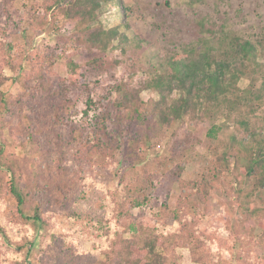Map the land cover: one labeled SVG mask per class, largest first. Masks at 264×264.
<instances>
[{
    "label": "trees",
    "instance_id": "trees-1",
    "mask_svg": "<svg viewBox=\"0 0 264 264\" xmlns=\"http://www.w3.org/2000/svg\"><path fill=\"white\" fill-rule=\"evenodd\" d=\"M103 1L43 3L47 12L62 13L63 22H75L73 47L99 50L100 55L85 67L66 53L67 45L58 42L34 58L18 42L0 41V84L13 78L24 88L7 98L0 91L4 111L0 114V197L10 195L16 200L11 214L0 200V264H33V248L44 244L42 231L57 236L51 221L55 211L78 215L70 208L72 199L91 193L89 184L101 173L114 177L115 184L97 197L101 206L91 225L93 232L102 230L100 235L108 240L100 264H173L171 256L184 245H190L195 261L211 264L208 259L218 256L215 244L225 243L220 253L225 256L235 246L232 242L243 236L229 231L231 242L220 236L217 243L214 234L197 231L199 224H191L194 217L182 205L171 210L164 201L151 217L143 206L151 201L152 190L158 189L153 177L162 172L183 186L195 185L207 201L219 184L217 191L229 197L234 212L245 215L253 229L264 230V29L253 37L201 17L196 39L186 40L178 30L172 44L164 33L166 48L140 64L134 43L143 42L142 38H131L119 26L96 25ZM6 3L0 5V18L3 12L12 16ZM116 39L117 45L111 46ZM112 48L118 52L106 61L101 53ZM66 56L67 79L53 70V63ZM26 61L31 68L24 67ZM119 66L124 68L120 75ZM7 67L14 77L5 74ZM104 73L109 79L105 85L94 79ZM143 88L156 91L158 98L142 99ZM118 93L121 96L115 97ZM79 101L85 104L87 126L73 118L79 113ZM138 123L146 131L136 129ZM171 127H175L171 157H158L154 164L144 162L140 168L143 159L138 150L153 145L152 138L165 135ZM13 143L31 146L42 160L50 156L45 143L58 145L61 151L54 163L31 167L22 157L11 155ZM125 143L129 153L140 156L137 163L125 165L117 156ZM196 163L202 165L192 171L197 178L185 182L188 165ZM24 237L26 251L21 243ZM247 242L242 241L236 259H247L242 249ZM73 261L72 255L67 264Z\"/></svg>",
    "mask_w": 264,
    "mask_h": 264
},
{
    "label": "rangeland",
    "instance_id": "rangeland-1",
    "mask_svg": "<svg viewBox=\"0 0 264 264\" xmlns=\"http://www.w3.org/2000/svg\"><path fill=\"white\" fill-rule=\"evenodd\" d=\"M7 1V6L11 10L12 16L8 17L4 12L0 18V41L3 42H18L21 46L26 47V51L31 53L34 58L36 55L46 53L49 47L67 45L66 53L83 67L87 66V62L93 56H99V50L95 53L90 52L84 46L73 47L72 39L76 33V24L73 21L63 22V14L56 10H46L43 3L45 0H0V5ZM102 8L99 11V17L96 25H103L105 28L119 26L121 32H125L128 36L135 37L137 40L134 43L135 56L140 64H146L147 58L151 53H158L166 48L165 36L166 33L169 40L173 44L175 33L178 30L183 32V37L186 40L196 39L200 34L197 20L201 17L208 19L213 18L219 24H224L226 27L233 28L241 33L253 35V37L264 29V0H204L203 2L190 3L189 0H104ZM123 6H126L127 9ZM3 11V7H0ZM14 12V13H13ZM17 12L19 14H17ZM47 17L45 20L44 17ZM206 19V20H207ZM208 33V32H207ZM206 33V34H207ZM118 39L114 40L113 45H117ZM59 45V44H58ZM118 49L112 48L107 52L101 53L109 61L114 58ZM67 56L58 58L53 63V70L61 77H68ZM25 68H31L29 61L25 62ZM116 72L120 75L124 72L123 66H119ZM5 74L9 77H14L15 72L7 67ZM102 84H107L109 79L106 73L101 74L98 78ZM0 91L3 92L4 98L9 95H17L24 91V88L13 78L0 84ZM98 91H102L99 89ZM121 93L115 94V97H120ZM141 97L144 100L150 97L158 98L156 91L150 88H143ZM79 113L73 118L80 126H87V118L82 111L85 109V104L82 101L78 102ZM264 108V106H263ZM3 108H0V114L3 113ZM123 112V110H122ZM121 112V113H122ZM259 112H263L261 109ZM196 127L193 126L192 129ZM136 129L146 131L141 123H138ZM175 127L169 128L165 135L152 138L151 146L142 148L138 151L142 154L143 163H139L140 168L144 166V162L150 165L154 164L158 157H171V144L174 139L173 131ZM231 131V130H228ZM24 145L27 143L21 138ZM26 142V143H25ZM45 147L50 152L48 159L42 160L39 151H35L29 146L27 149L16 143L12 144L11 155L22 157V161L27 165L34 167L33 164L39 163L45 165L47 162H53L54 156L61 151L58 145H47ZM198 147L204 151L203 147ZM38 150L42 149L37 147ZM130 146L124 144V149L117 152L119 159H123V164L137 163L138 154L129 153ZM135 150V149H134ZM132 150V151H134ZM28 152V154H27ZM55 162V161H54ZM53 162V163H54ZM198 162V161H197ZM201 169L202 165L196 163L189 164L187 171L183 174L184 181L197 178L194 169ZM154 173V171H153ZM95 182H91V193L74 197L70 208L75 210L78 215L67 216L63 209H57L51 217L52 227L58 231L55 238L51 235H46L42 231L44 244L33 248L32 259L33 264H67L68 260L74 257V264H100L99 261L105 260L103 247L107 243V238L100 235L102 230L93 232L92 222L97 217L96 209L101 206V201L97 197L102 196V192L109 190L110 186H114L115 181L107 178L104 173L100 174ZM38 181H40L38 179ZM153 181L158 186V189H153L151 193V201L144 205L147 216L160 211V206L164 201H167L168 208L176 209L180 205L194 217L191 224H199L198 232L207 233L215 240L219 241L220 236L228 240V232L235 230L243 236V240L248 239V242L242 248L247 253V259L244 261L236 259L235 255L241 249L243 240H235L232 242L235 246L227 253L221 256V250L224 242L215 244L218 256L212 255L211 264H264V230L255 228L247 224V217L238 214V212L229 206L231 200L225 195H221L219 184H215V188L211 190V195L207 200L203 199L202 194L193 186L184 184L181 185L177 181H173L164 176L162 172H158L153 177ZM97 182V183H96ZM51 196L53 194L48 192ZM81 193L80 191L76 192ZM77 194V195H79ZM96 196V197H95ZM121 196V194H120ZM187 197V199L183 198ZM47 199V197H46ZM5 203V211L12 213L16 208V200L5 195L0 197ZM137 213L138 209L134 210ZM31 213V211H30ZM177 221H171L176 223ZM94 223V222H93ZM29 227L25 226V230ZM253 234V235H252ZM46 235V237H45ZM129 234H127L128 236ZM255 235V237H254ZM227 238V239H226ZM51 239V240H50ZM27 237L21 240L23 251L28 248ZM103 242V243H102ZM194 255L190 245L178 246L176 255L171 256L172 263L176 264H209L197 262L194 260ZM223 257V259H222Z\"/></svg>",
    "mask_w": 264,
    "mask_h": 264
}]
</instances>
